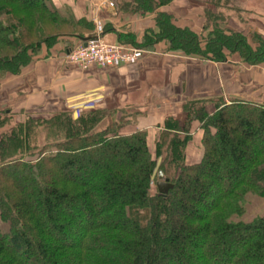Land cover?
Here are the masks:
<instances>
[{
    "label": "trees",
    "instance_id": "trees-1",
    "mask_svg": "<svg viewBox=\"0 0 264 264\" xmlns=\"http://www.w3.org/2000/svg\"><path fill=\"white\" fill-rule=\"evenodd\" d=\"M170 1L132 0L131 11L151 13ZM156 26L143 43L126 40L144 49L153 36L166 38L189 55L222 61L235 53L264 67V37L255 48L236 31L217 28L201 39L163 12ZM93 30L92 21L64 15L52 0H0V80L20 74L41 45L62 41L70 51L69 38L80 45ZM191 103L199 106L184 107L186 125L164 122L154 154L145 130L122 134L126 115L100 108L77 118L69 111L28 118L5 132L0 219L8 232H0V264H264V215L233 218L246 194L264 195V103L233 100L213 112ZM193 121L202 129V154L187 163ZM43 125L59 138L55 150L45 143L36 160H26L33 128ZM158 171L173 187L152 195Z\"/></svg>",
    "mask_w": 264,
    "mask_h": 264
},
{
    "label": "crops",
    "instance_id": "crops-1",
    "mask_svg": "<svg viewBox=\"0 0 264 264\" xmlns=\"http://www.w3.org/2000/svg\"><path fill=\"white\" fill-rule=\"evenodd\" d=\"M100 1L52 0V3L61 13H69L76 19L85 18L93 23L98 19L104 25L103 38L124 45H131L127 35L140 44L146 33L155 34L157 13L162 12L169 15L175 26L195 33L202 30L207 20L211 24L213 18L220 22L217 14L223 16L224 12L230 28L236 30L240 18L233 13L240 12L264 34V0H228L225 4L222 0H171L144 14L131 11L132 0H114V7H101ZM153 39L155 42L144 47L137 63L85 71L67 63L68 51L63 50L62 41L50 48L41 45L20 74H7L0 80V106L6 103L7 112L19 110L23 114L66 110L77 116L96 108L112 111L114 117L123 114L134 124L121 133L145 130L148 147L154 151L157 133L164 122L185 121L184 107L191 102H200L209 112L216 110L217 104L233 100L264 103L263 67L245 64L235 53L215 61L171 49L166 38L153 36ZM69 40L78 45L74 37ZM191 129L186 150L194 153L191 154L194 160L200 153L199 161L202 129L198 121L191 123Z\"/></svg>",
    "mask_w": 264,
    "mask_h": 264
},
{
    "label": "rangeland",
    "instance_id": "rangeland-1",
    "mask_svg": "<svg viewBox=\"0 0 264 264\" xmlns=\"http://www.w3.org/2000/svg\"><path fill=\"white\" fill-rule=\"evenodd\" d=\"M112 1L114 3V6H115L116 5L115 4L116 2L114 0H112ZM226 1H228V0H222V2L224 4L226 3ZM100 2H102V0ZM233 14H234L235 17L238 16L240 18L239 19V27H238V29L234 30V28L233 29L230 28V26H231L230 25V22L228 21V18H226V12H224L223 16L220 15L219 13L217 14V16H220L221 17L220 18L221 21L218 22V24L217 23L211 24L210 21L207 20L205 22V24L203 25L202 30H200V32H198L196 34L201 39H204V38H207L208 37V35L212 32V30L217 29V28L223 30L226 35H228L230 31L241 32L243 35L246 36L248 42L251 45H253L252 48H255L254 45L256 44L255 43L256 39L257 38L264 37V34L261 33L260 31H258V29L256 28V25L255 24H252V23L249 22V17L247 15H242L240 12H238L237 14L236 13H233ZM64 15H66V14H64ZM66 16H68V15H66ZM227 17H228V15H227ZM228 22H229V25H228ZM99 25L102 26V28L104 30V25L101 22L100 23H96L94 21V30H93L92 33H94L97 30V28H98ZM233 27H235V26L233 25ZM143 42L144 41L142 40L141 43H143ZM74 46H73V48H75ZM239 60H240V58H239ZM245 64H247V63H245ZM256 66L263 67V64H260L259 63V64H256ZM1 98H0V100H1ZM5 104L6 103H2L1 106H0V119H6L7 120L6 123L3 126H0V137L5 132H8L12 127H15L17 125V123L24 122L28 118H30V119H40V118L49 119V118H51L55 114H58L60 112H66V110L59 111V112H41V111L40 112H37L36 111V112L25 113V114H23L19 110H15L13 112L11 110H9V112H7V110H6L7 106ZM197 106H199V104L193 105V103H189L187 105V107H190L191 110H193L194 107L197 108ZM69 112H71V111H69ZM72 113H71V115H72L73 118H77L79 116V114L77 116H75V115L73 116ZM24 117H25V119H23ZM19 118L21 120L22 119L23 120L22 121L17 120ZM179 123H180V125L181 124H183V125H186L187 124L186 121L179 122ZM132 124H134V123L128 122V123H126V125L122 129H125V128L131 129ZM129 125H130V127H129ZM189 128L191 129V125H190ZM48 134H49V130L47 128H45L44 125L43 126H36L35 128H33L32 137L30 139L31 147L33 149L31 151H33V155L30 156V157H27L26 160L27 159H29V160H36L38 158V152H39V150L43 148V145L45 143H47L46 150H50V151L55 150L54 143L59 138H57L56 136L53 138L51 136H48ZM158 134L159 133H157L156 139L158 138ZM190 140H191V138H190ZM186 146H187V144H186ZM186 149L187 148L185 147V153H186L185 161L187 163H192V162H195V161H197L199 159L200 153H197V157L194 160L192 158V156H191V154L193 155L194 153L191 152V154H189V153H187V150ZM151 152H152V154H154L155 150L154 151L152 150ZM196 152H198V151H196ZM20 184H21L20 185L21 188L26 187V185H23L22 183H20ZM156 189H157L156 188V185L155 184L153 185V183H152L151 184L150 193L152 195L155 194ZM242 206H243V209H242L243 210V213L241 215H234L233 218L235 220H243V221H246L247 222V221H250V220L254 219L257 216L264 215V195L261 196V195L255 194V193H248V194L245 195V200H244ZM0 232H2V233L8 232V225H7V223L3 222L1 219H0Z\"/></svg>",
    "mask_w": 264,
    "mask_h": 264
},
{
    "label": "built area",
    "instance_id": "built-area-1",
    "mask_svg": "<svg viewBox=\"0 0 264 264\" xmlns=\"http://www.w3.org/2000/svg\"><path fill=\"white\" fill-rule=\"evenodd\" d=\"M113 7L112 0H102L99 3ZM100 23L98 19H94ZM103 28L98 26L97 30L92 33L95 37L78 45L66 54V61L69 64L77 66L82 71L90 68H109L124 64H134L138 62L144 53L142 48L124 45L117 42H109L102 36Z\"/></svg>",
    "mask_w": 264,
    "mask_h": 264
},
{
    "label": "water",
    "instance_id": "water-1",
    "mask_svg": "<svg viewBox=\"0 0 264 264\" xmlns=\"http://www.w3.org/2000/svg\"><path fill=\"white\" fill-rule=\"evenodd\" d=\"M95 36L93 34H89L83 37H80V39L84 42L94 38ZM156 187L158 189V192L160 194H166L169 189L173 187L172 183L168 181V179L164 176L162 171H158L157 173V183Z\"/></svg>",
    "mask_w": 264,
    "mask_h": 264
}]
</instances>
